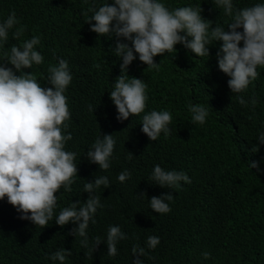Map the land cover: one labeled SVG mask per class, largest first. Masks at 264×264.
Instances as JSON below:
<instances>
[{"label":"trees","instance_id":"16d2710c","mask_svg":"<svg viewBox=\"0 0 264 264\" xmlns=\"http://www.w3.org/2000/svg\"><path fill=\"white\" fill-rule=\"evenodd\" d=\"M106 2L113 0H0V23L13 11L19 20L7 42H0V62L12 45L39 36L36 50L44 61L23 71L35 75L41 86L51 87L49 66L59 59L68 61L72 81L65 95L71 117L65 134L70 132L72 139L65 150L76 153L78 168L72 191L62 187L56 194L53 219L45 227L20 219L22 213L6 197L0 200V264H60L50 257L63 248L71 252L64 264H134L132 247L137 244L145 248L146 255L139 257L143 264H264V144L258 141L264 133V66H258L257 79L245 91L232 93L230 77L217 62L222 41H212L207 45L209 56L197 57L177 44L172 52L154 57L159 71L148 68L137 55L127 72H121L115 36H99L88 23L92 10ZM162 2L170 10L201 8L212 28L218 24L227 31L232 22L215 0ZM232 2L234 9H241L264 0ZM20 26L25 30L16 39L13 33ZM119 75L147 85L144 112L124 121L117 120L119 113L110 99ZM237 97L247 103L241 105ZM195 104L209 109L203 125L192 122L189 105ZM153 110H168L173 117L170 134L161 132L156 141L141 130L143 115ZM105 134H112L116 143L110 168L100 170L89 162L87 152ZM251 162H258L259 170L250 168ZM155 165L186 173L191 183L161 187L152 179ZM125 169L131 176L121 183L117 176ZM99 176H107L110 186L101 185L93 193L103 207H98L95 223L89 221L84 247V237L70 234L77 224L60 226L55 219L62 208L86 201L85 183H94ZM167 192L174 197L166 201L171 212L156 213L149 201ZM109 226H119L127 237L118 241L115 257L107 255L106 242L93 250L96 237L106 241ZM149 236L160 239L155 249L147 247ZM205 252L209 259L203 257Z\"/></svg>","mask_w":264,"mask_h":264},{"label":"clouds","instance_id":"9594fccd","mask_svg":"<svg viewBox=\"0 0 264 264\" xmlns=\"http://www.w3.org/2000/svg\"><path fill=\"white\" fill-rule=\"evenodd\" d=\"M215 3L231 17L227 31L218 24L212 28V22L202 17L199 7L170 10L162 0L106 2L92 10L88 23L91 24L90 31L99 36H115L114 49L122 60L121 72H127L137 55L148 68L159 71L160 64L154 62V57L172 52L177 44H182L197 57H204L209 56L208 44L222 41L217 52L218 67L230 77L228 87L231 92L241 93L257 79L258 66H264V3L241 9H234L232 0H215ZM18 24L13 11L0 23V42H7L9 30ZM241 28L242 31H238ZM24 30V26L16 27L13 37L19 39ZM121 38L127 42H122ZM39 44V36L24 40L19 46L14 44L9 52L4 53L5 61L0 62V200L6 197L7 202L22 213L20 219L45 227L53 219L56 194L62 187L67 192L72 191L78 168L74 163L76 153L65 150L66 142L72 139L70 132L65 134L69 127L66 122L71 117L65 95L72 81L68 61L59 59L57 65L49 66L48 84L51 87L41 86L35 75L23 71L31 69L33 64L43 63V55L36 50ZM146 87L142 79H129L128 75H119L115 79L110 99L118 110L117 120L124 121L144 112L148 100ZM237 100L241 105L247 103L243 97H237ZM255 103L253 99V106ZM89 110H93L91 105ZM189 111L192 122L200 125L210 115L209 109L202 104L189 105ZM172 119L168 110L150 111L142 117L141 130L150 140L156 141L161 132L165 136L170 134L168 125ZM258 141L264 144V133L258 136ZM115 143L112 134L97 138L87 152V159L99 165L100 170H108ZM249 167L259 170L258 162H251ZM130 176L131 173L125 169L117 179L123 183ZM152 179L164 188L178 187L181 181L191 183L186 173L166 171L160 165L154 166ZM101 185L105 188L110 186L107 176L96 177L94 183H85L84 192L89 193L88 199L62 208L55 219L60 226L70 221L77 224L70 234L84 237L81 241L84 247L88 246L86 230L89 221L95 223L93 217L98 207H103L100 197L93 195ZM173 198L171 192L154 196L149 201L150 208L156 213H169L171 208L166 201ZM123 239L127 237L119 226H109L106 241L96 237L93 250L101 242H106L107 255L115 257L118 254L117 243ZM146 243L149 249H155L160 239L149 236ZM132 253L136 256L134 264H143L139 257L146 255L145 248L134 245ZM69 255L71 252L63 248L50 258L64 264ZM202 255L205 259L210 258V253Z\"/></svg>","mask_w":264,"mask_h":264}]
</instances>
